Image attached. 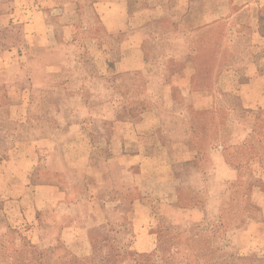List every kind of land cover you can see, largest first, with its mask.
<instances>
[{
    "label": "rangeland",
    "instance_id": "obj_1",
    "mask_svg": "<svg viewBox=\"0 0 264 264\" xmlns=\"http://www.w3.org/2000/svg\"><path fill=\"white\" fill-rule=\"evenodd\" d=\"M96 1L0 0V72L6 76L0 84V109L12 124L26 119L31 104L39 114L44 96L29 82L26 59L47 61L49 56L41 50L29 54L28 45L13 33L15 23L31 10L43 18L45 43L53 48V56L59 55L66 65H83L103 82L107 91L101 95L112 88L119 123L135 124L143 109L158 105L162 89L155 84L143 87L139 74H99L100 49L116 46L123 35L106 34L95 13ZM259 15L264 34V7ZM187 41L195 50L182 52V61L161 69L175 76L174 109L160 111L162 126L140 133L146 144L140 146L144 157L132 185L127 190L114 185L113 199L126 213L118 211L116 222L95 226L86 219L89 244H32L31 225L12 228L0 235V264H264V99L246 108L238 96L239 84L255 73L248 64L264 53V44L258 37L235 34L192 36ZM16 44L13 53L2 52ZM164 44L150 40L148 47ZM9 60H18L13 65L20 63L17 72ZM152 70V75L160 71ZM6 93L21 102L11 104ZM85 122L89 128L96 126L91 117ZM11 126L7 124L10 133ZM90 135L99 143L97 149L104 145L96 133ZM32 152L45 160V150ZM137 198L142 202L129 210ZM56 232L47 231L52 243L58 240ZM237 256H251L254 262Z\"/></svg>",
    "mask_w": 264,
    "mask_h": 264
},
{
    "label": "crops",
    "instance_id": "obj_2",
    "mask_svg": "<svg viewBox=\"0 0 264 264\" xmlns=\"http://www.w3.org/2000/svg\"><path fill=\"white\" fill-rule=\"evenodd\" d=\"M261 7L264 0H97L95 13L106 34L123 35L116 46L100 49L103 71L99 74H139L143 87L155 84L159 92L163 91L157 93L161 96L157 106L146 107L139 113L138 122L124 125L116 118L112 88L108 87V95H101V90L107 91L103 82L86 73L83 65H66L59 55L53 56V48L45 43L40 13L31 10L23 14L13 33L28 45L29 54L41 50L49 58L26 59L30 84L44 93L39 114L31 104L26 119L13 125L6 111L0 109V235L28 224L34 230L32 244H89L86 219L92 226L116 222V213H126L127 209L118 207L113 188L127 190L132 185L144 157L140 146L146 143L140 133L162 126L160 111L174 109L171 89L175 76L165 75L161 69L182 61V52L195 50L190 46L195 45L193 42H186L192 36L250 35L264 44ZM150 40L166 44L153 50L148 47ZM16 45L3 47L2 52L13 53ZM9 61L10 66L18 62ZM248 65L255 73L239 84L238 96L244 107L255 108L264 99V53ZM15 68L17 72L20 63ZM155 68L160 71L152 75ZM40 69L44 74L38 72ZM5 82L6 76L0 72V84ZM11 85L20 91L14 82ZM6 94L11 104L21 102ZM90 117L96 125L92 128L85 122ZM7 124H12L11 133ZM90 133L104 140L100 147L105 152L97 149L99 143ZM37 149L45 150L44 161L33 154ZM73 180L77 182H70ZM139 199L130 202L129 210L140 205L143 199ZM50 229L57 231L60 241L52 243L47 235Z\"/></svg>",
    "mask_w": 264,
    "mask_h": 264
},
{
    "label": "trees",
    "instance_id": "obj_3",
    "mask_svg": "<svg viewBox=\"0 0 264 264\" xmlns=\"http://www.w3.org/2000/svg\"><path fill=\"white\" fill-rule=\"evenodd\" d=\"M237 259L239 260V261H253L254 262V260H253V257H247V256H237ZM257 260V259H256ZM264 262V261H263Z\"/></svg>",
    "mask_w": 264,
    "mask_h": 264
}]
</instances>
